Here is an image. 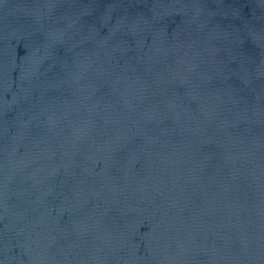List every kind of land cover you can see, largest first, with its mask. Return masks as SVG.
<instances>
[{"label": "water", "instance_id": "obj_1", "mask_svg": "<svg viewBox=\"0 0 264 264\" xmlns=\"http://www.w3.org/2000/svg\"><path fill=\"white\" fill-rule=\"evenodd\" d=\"M0 264H264V0H0Z\"/></svg>", "mask_w": 264, "mask_h": 264}]
</instances>
